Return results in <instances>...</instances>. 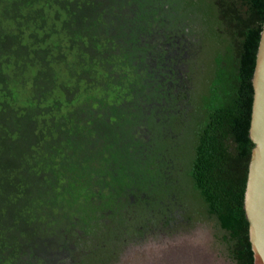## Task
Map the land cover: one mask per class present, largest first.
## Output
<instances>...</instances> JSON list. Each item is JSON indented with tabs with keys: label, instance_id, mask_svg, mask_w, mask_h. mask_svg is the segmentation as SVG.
Returning a JSON list of instances; mask_svg holds the SVG:
<instances>
[{
	"label": "trees",
	"instance_id": "1",
	"mask_svg": "<svg viewBox=\"0 0 264 264\" xmlns=\"http://www.w3.org/2000/svg\"><path fill=\"white\" fill-rule=\"evenodd\" d=\"M263 18L264 0H0V261L38 264L57 243L72 264H112L191 196L227 257L252 264L242 197ZM195 28L218 50L194 98L160 43Z\"/></svg>",
	"mask_w": 264,
	"mask_h": 264
},
{
	"label": "rangeland",
	"instance_id": "2",
	"mask_svg": "<svg viewBox=\"0 0 264 264\" xmlns=\"http://www.w3.org/2000/svg\"><path fill=\"white\" fill-rule=\"evenodd\" d=\"M200 31H202V28L198 30L195 28L197 34L187 32L186 35L178 36L173 41L175 44L170 47L160 43L163 49L166 50V59L168 57L173 59L170 68L174 79L177 81L176 89L181 86L187 87L188 90H191L194 98L197 93L204 92L209 79L208 71L214 65L215 54L218 50V45L212 48ZM199 45L202 51L204 50V58L201 57L203 61L196 58L195 65L194 58L200 51ZM210 51L211 57L207 61ZM201 55L202 53L198 56ZM192 64H194L192 69H195V73L200 72L198 79L201 82L197 85L186 81L189 76L193 81L194 73L190 75ZM234 65L235 62L229 55L221 54L219 66L224 72L225 78L230 77L235 72ZM219 96L223 97L222 94H219ZM178 200L173 204L176 210L173 211L174 219L167 223L161 219L156 227L144 232L141 235L143 237L140 236L136 241L126 242L117 260L112 264H144L145 262H148L147 264H168V262H174L175 260L178 261V264H234L227 257L226 247L222 241L223 231L217 227L215 220L205 213L201 201L191 196ZM51 237L53 238L54 235H51ZM58 247V244L54 243L47 255L48 260L38 259L37 263L72 264L73 262L68 257L67 252L60 251ZM167 250H171L173 255L162 257V252ZM0 264L18 263L8 260L0 261Z\"/></svg>",
	"mask_w": 264,
	"mask_h": 264
},
{
	"label": "water",
	"instance_id": "3",
	"mask_svg": "<svg viewBox=\"0 0 264 264\" xmlns=\"http://www.w3.org/2000/svg\"><path fill=\"white\" fill-rule=\"evenodd\" d=\"M250 84L252 93L247 137L252 148L247 162L242 209L247 222L252 264H264V18ZM172 255L171 250L161 254L162 257ZM168 264H178V261Z\"/></svg>",
	"mask_w": 264,
	"mask_h": 264
}]
</instances>
